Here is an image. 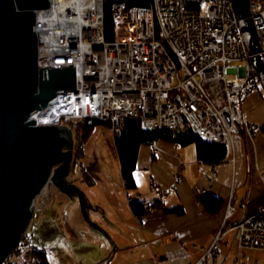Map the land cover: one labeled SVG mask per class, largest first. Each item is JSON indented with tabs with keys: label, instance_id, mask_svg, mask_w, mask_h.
<instances>
[{
	"label": "built area",
	"instance_id": "2783aa9c",
	"mask_svg": "<svg viewBox=\"0 0 264 264\" xmlns=\"http://www.w3.org/2000/svg\"><path fill=\"white\" fill-rule=\"evenodd\" d=\"M77 3L67 8L50 0L38 13V70L73 64L79 90L58 94L36 125H66L75 135L78 123L99 119L110 122L116 138L128 119L149 130L187 122L202 139L228 146L235 133L248 130L242 101L261 81L232 0L115 3L121 33L113 41L104 35L103 0ZM250 7L264 53V0H250ZM242 61L231 71L240 81L231 82L230 65ZM260 176L264 182V170ZM226 211L212 245L190 264L215 262L230 233L239 252L264 249V204L239 219L231 200Z\"/></svg>",
	"mask_w": 264,
	"mask_h": 264
},
{
	"label": "crops",
	"instance_id": "0c3cea01",
	"mask_svg": "<svg viewBox=\"0 0 264 264\" xmlns=\"http://www.w3.org/2000/svg\"><path fill=\"white\" fill-rule=\"evenodd\" d=\"M242 113L249 128L233 135L220 162L200 160L195 143L179 145L162 138L142 143L134 170L136 187L131 189L124 183L113 132L108 125H97L83 147L81 164L88 177L74 184L89 205L86 216L100 228L84 216L75 190L67 189L69 195L58 187L51 202L65 203L68 209L55 208L50 202L47 216L62 221L59 226L66 232L73 255L72 261L61 264H189L198 260L224 224L228 201L237 210L233 219L258 212L264 204L260 176L264 170V92L260 87L244 98ZM102 139L115 142L116 158L109 165L94 152ZM206 194L222 200L217 211L202 201ZM131 197L162 203L163 208L153 207L138 216ZM232 239L230 233L219 258L209 264H235L240 253ZM242 253L243 264H264V249Z\"/></svg>",
	"mask_w": 264,
	"mask_h": 264
},
{
	"label": "water",
	"instance_id": "95a60500",
	"mask_svg": "<svg viewBox=\"0 0 264 264\" xmlns=\"http://www.w3.org/2000/svg\"><path fill=\"white\" fill-rule=\"evenodd\" d=\"M232 2L264 88V53L250 0ZM49 6L50 0H0V264L26 234L35 209L33 201L49 178L69 195L67 189L75 190L84 216L99 227L86 216L89 205L81 188L62 178L73 159L72 130L66 125L35 123L58 94L79 90L73 64L38 70L36 11Z\"/></svg>",
	"mask_w": 264,
	"mask_h": 264
},
{
	"label": "trees",
	"instance_id": "16d2710c",
	"mask_svg": "<svg viewBox=\"0 0 264 264\" xmlns=\"http://www.w3.org/2000/svg\"><path fill=\"white\" fill-rule=\"evenodd\" d=\"M125 2L128 7L133 5H149L152 0H103V14H104V35L108 41H113L118 33L119 27L115 22V18L112 13V6L115 3ZM100 124L110 126V122L102 121L99 119H85L78 123L75 127L76 137L80 140L79 148L83 149L86 141L92 134V130ZM167 139L176 142L179 145L196 144L198 158L203 162L215 163L225 159L228 152V147L220 143H210L201 137H199L187 122H184L180 126L171 128L143 129L138 119H128L122 128V133L115 138L116 151L119 155V162H121V173L123 175L124 183L127 189L135 188L134 170L137 168V158L139 154V148L142 143H154L158 140ZM202 201L209 207L211 211H217L223 204L222 200L216 198L211 194H206ZM134 213L138 216H142L143 213L156 208H163L162 203L144 202L133 199L130 202ZM181 212V208L175 209ZM32 260L27 264H51L48 260V252L44 248H33ZM7 264H21L19 262H7Z\"/></svg>",
	"mask_w": 264,
	"mask_h": 264
},
{
	"label": "rangeland",
	"instance_id": "374dc122",
	"mask_svg": "<svg viewBox=\"0 0 264 264\" xmlns=\"http://www.w3.org/2000/svg\"><path fill=\"white\" fill-rule=\"evenodd\" d=\"M119 33H121V31H119ZM230 66L231 68L229 71L230 72L229 80L231 82L233 81L239 82L240 81L239 77L231 71L233 67H242L243 61L232 62ZM260 89L264 92L262 84L260 85ZM79 142L80 140L76 137V133H75L74 135L75 144L72 149V153H74L73 159L70 163L69 170L66 173V175H62L63 179L71 183H76L77 180H79L80 178L87 179L88 177V174H86V170L84 169L83 164H81V159L84 153H83V149L79 148V144H80ZM99 142L102 144L98 146L99 149L98 147H96V149H94L95 150L94 152L98 154L100 160H102L104 163L108 165L113 163V160L116 158V154H117V152L115 151V142L112 141L110 143L109 141H105L104 139L99 140ZM56 167H58V164H55L54 168ZM46 187L47 189L45 191L41 190L35 197L36 200L34 205L35 209L31 218L32 220L27 228L26 234L20 240L21 242L16 246V248L12 251V253L6 258L4 264H7V262H14V263L19 262L21 264H27L32 260L31 250L35 247L44 248L48 252V260L51 262V264H58V263L61 264L62 262L67 263L72 261L73 255L71 254L69 239L66 237V232L60 229L61 227L59 226L61 225L62 221L56 220L53 216H49V217L47 216L48 211H50L49 204L51 202L52 195L59 188L53 183V181L47 182ZM130 199L139 200L136 197H131ZM51 203L55 208L61 207L68 209L69 206L66 205L65 203L63 204L62 202H58V201L55 202L54 200ZM224 242H226V240L223 241L222 244H224ZM211 245L212 242L204 250H207ZM239 253L240 254H238V256L235 259V264H237L236 260L241 262V257L243 253L242 252ZM220 255L221 254H219V256Z\"/></svg>",
	"mask_w": 264,
	"mask_h": 264
},
{
	"label": "bare ground",
	"instance_id": "6f19581e",
	"mask_svg": "<svg viewBox=\"0 0 264 264\" xmlns=\"http://www.w3.org/2000/svg\"><path fill=\"white\" fill-rule=\"evenodd\" d=\"M58 1H60V3L61 2H63L64 4L63 5H65L67 8H70V7H78L79 6V4L77 3L78 2V0H58ZM233 3V2H232ZM232 6H233V4H232ZM127 7H128V5H127ZM250 7V6H249ZM49 8V7H48ZM47 8V9H48ZM47 9H38L37 11H36V17L37 16H39V11H46ZM250 9H251V7H250ZM234 12H235V8H234ZM235 14H236V12H235ZM37 19H38V17H37ZM37 19H36V23H37ZM239 19V18H238ZM36 23H35V25H34V27L36 26ZM257 30V29H256ZM35 32H36V34H37V38H39V33H38V31H37V29H36V27H35ZM257 32H258V30H257ZM40 33H41V31H40ZM259 36V35H258ZM39 41H40V38H39ZM38 48H39V46H38ZM38 56H39V54H38ZM75 79H76V77H75ZM76 86H77V80H76ZM87 119H89V118H87ZM243 132H245V131H243ZM121 135V134H120ZM211 143V142H210ZM215 143V142H214ZM213 143V144H214ZM226 145V144H225ZM230 146L231 145H226V147H228V150L230 149ZM226 158V157H225ZM50 181H52V178H49V180L47 181V182H50ZM47 182L45 183V185L43 186V188H42V190H46L47 189V187H46V185H47ZM206 191L207 190H205V191H203L204 193H206ZM35 202H36V200H34L33 201V205H35ZM236 246H237V244H235Z\"/></svg>",
	"mask_w": 264,
	"mask_h": 264
}]
</instances>
